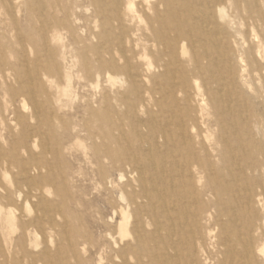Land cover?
<instances>
[{
  "label": "bare ground",
  "instance_id": "obj_1",
  "mask_svg": "<svg viewBox=\"0 0 264 264\" xmlns=\"http://www.w3.org/2000/svg\"><path fill=\"white\" fill-rule=\"evenodd\" d=\"M0 126V264H264V0H0Z\"/></svg>",
  "mask_w": 264,
  "mask_h": 264
},
{
  "label": "rangeland",
  "instance_id": "obj_2",
  "mask_svg": "<svg viewBox=\"0 0 264 264\" xmlns=\"http://www.w3.org/2000/svg\"><path fill=\"white\" fill-rule=\"evenodd\" d=\"M8 139V130L0 126V140L5 142L8 141ZM83 166L84 170L82 172L83 177H81V180L83 179V190L85 192L86 201L83 209L91 212V214L95 213L96 208L98 209V214H96L94 220L92 218H89V221H91V223L93 221L97 223L95 227H92V229L95 233L96 239L102 242V239L104 238L103 230L105 228V224L101 221V218H104V220L107 222L112 217L111 209L106 202L108 194L102 188L98 179L94 177L91 167L86 163H83ZM13 181L14 180L12 179V177L10 178V180H0V187L7 186Z\"/></svg>",
  "mask_w": 264,
  "mask_h": 264
}]
</instances>
